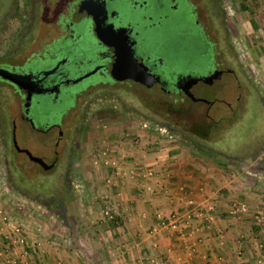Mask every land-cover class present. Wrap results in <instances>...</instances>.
<instances>
[{
	"label": "rangeland",
	"instance_id": "rangeland-1",
	"mask_svg": "<svg viewBox=\"0 0 264 264\" xmlns=\"http://www.w3.org/2000/svg\"><path fill=\"white\" fill-rule=\"evenodd\" d=\"M11 1L0 0V62H14V59L20 62L50 41L55 35V21L69 0H14L4 11ZM212 3L221 16V22L216 23L223 28L221 36H217L215 26L204 18L203 6H199L204 18L201 19L206 21L207 31L212 32L214 40L224 41L228 54L233 55L239 65L243 74L242 100L247 113L227 119L231 108L226 103L207 112L206 104L195 103L188 97L176 103L167 94L141 90L137 86L129 88L135 96L134 102L107 86L93 90L84 94L68 114L77 128L72 135L68 172L56 183L55 174L47 175L51 162L37 165L29 162L26 154L13 149L10 130L19 105L14 100L12 87L0 83V102L13 110L5 118L0 104V210L6 222L17 224L18 220L12 216L29 218V214L20 213L24 209L34 213L31 216L35 220L31 223L35 225L38 241L33 244L38 248L42 242L53 241L60 245L66 241L83 250L79 245L83 240H101L97 228L109 224L110 220L108 217L99 219L101 216L93 210L109 211L113 207L108 189L112 167L108 163L113 160L115 148L131 142L139 148L142 140H147L146 148L152 150H156L155 146L169 147V150L176 145L177 148L188 146L198 158L217 161L228 174L264 181V0H212ZM147 23L146 19L141 21L143 26ZM166 33L161 35L163 41L170 37ZM93 37V33L89 35L90 39ZM172 48L176 49L173 44ZM83 69L92 70L91 64L84 62ZM101 78V74H93L78 86L87 87ZM178 105L180 108H174ZM59 109L55 107L50 113L56 120ZM18 122L19 146L48 159L53 152L51 142L33 136L21 121ZM177 124L180 128L173 127ZM20 157L22 162L17 166ZM262 186L258 192H264ZM82 208L86 214L82 215ZM259 210L264 211L262 207ZM100 220L105 222L101 226ZM24 222L28 219L21 223Z\"/></svg>",
	"mask_w": 264,
	"mask_h": 264
},
{
	"label": "flooded vegetation",
	"instance_id": "flooded-vegetation-1",
	"mask_svg": "<svg viewBox=\"0 0 264 264\" xmlns=\"http://www.w3.org/2000/svg\"><path fill=\"white\" fill-rule=\"evenodd\" d=\"M199 6L204 7V18L215 26L217 36H221L223 28L216 25L221 22V16L212 0H69L55 21V35L50 37V41L20 62L16 59L14 62H0L2 67L29 75L25 83L27 87L23 88L0 77V83L12 87L14 100L19 105L14 111L10 130L13 149L19 154H26L28 161L37 165L51 162V171L47 175L55 174L56 183L61 181L68 172L67 164L73 149L72 135L77 128L68 114L76 108L77 101L84 94L106 86L130 102H134L135 96L129 88L137 86L141 90L167 94L176 103L188 97L195 103L206 104L207 112L226 103L231 108L227 119L247 113L242 100L243 74L239 65L234 56L228 54L224 41L214 40L212 32L207 31L208 26L202 20L203 12ZM143 19L148 21L144 26L141 25ZM97 23L102 33L111 31L110 24H114L115 28H127L124 33L115 32L123 38L118 45L123 48L124 67L117 63L115 45L108 46L96 37L94 28ZM165 31L170 37L163 41L161 35ZM92 33L94 37L90 39ZM126 45H131V54L127 52ZM84 62L90 63L92 70L99 67L95 74L102 75L98 82H91L87 87L78 85L88 77L73 83V79L87 72L83 69ZM115 66L120 68L112 74ZM125 74L132 77L118 78ZM188 74L192 77L185 78ZM184 85L196 95L208 97V101L191 98L180 87ZM0 104L4 117L12 114L9 105ZM55 107H60L56 110L58 120L50 115ZM174 108H180V105ZM18 121L33 136L51 142L53 152L48 159L16 147L14 139L17 138ZM37 124L43 125L47 133L35 129ZM50 125L53 126L50 128ZM58 125L60 128H56ZM173 127L180 128V125ZM244 141L246 144L247 140ZM21 160L20 157L17 166H20Z\"/></svg>",
	"mask_w": 264,
	"mask_h": 264
},
{
	"label": "crops",
	"instance_id": "crops-1",
	"mask_svg": "<svg viewBox=\"0 0 264 264\" xmlns=\"http://www.w3.org/2000/svg\"><path fill=\"white\" fill-rule=\"evenodd\" d=\"M145 143L114 149L108 163L113 207L93 210L110 220H100L101 240H83V250L66 241L42 242L35 251L34 213L22 210L29 218L12 216L15 224L0 210V264H259L264 228L252 217L264 209V192L257 191L264 181L228 174L188 146L152 150ZM174 212L178 224L169 221Z\"/></svg>",
	"mask_w": 264,
	"mask_h": 264
},
{
	"label": "water",
	"instance_id": "water-1",
	"mask_svg": "<svg viewBox=\"0 0 264 264\" xmlns=\"http://www.w3.org/2000/svg\"><path fill=\"white\" fill-rule=\"evenodd\" d=\"M108 27H109V29L111 30V32L119 31V32L124 33V32L127 30L126 27L115 28L114 24H110ZM94 32H95L96 37L98 38V40H100L101 42H104V43L107 44L108 46L115 45V47H116V52H117V63H118V65H120L121 67H124V66H123V65H124V64H123V54H124V53H122V52H123V48H122L121 46H119L118 44H116V43H110L108 40L105 39V33H102V32L100 31V24H99V23H97L96 27L94 28ZM130 47H131V45H130V46L126 45V47H125L126 50H127V52H128L129 54H131V52H130V51H131V50H130ZM117 63H116V65H117ZM120 66H117V67L115 66V67L113 68V70H112V74H114L116 70H119ZM98 70H99V67H95L93 70L88 71V72H86V73L80 75V76H79L78 78H76V79H73V83H77V82L81 81L82 79H84V78H86V77H89V76L95 74ZM123 70H125V69H123ZM123 70H122V71H123ZM0 77L3 78V79H6V80H8V81H10V82H12V83H14V84L17 85L19 88H23V87H27L25 83H26V80L28 79L29 75H25V74H22V73H17V72H14V71H12V70H10V69H8V68H5V67L0 66ZM128 77H132V75H131V74H125V75H123V76H119L118 78H120V79H125V78H128ZM187 77H192V75H191V74H190V75L188 74V75L185 76V78H187ZM136 79H138V78L136 77ZM180 87H181L182 89H184V91H185V92H186L191 98H193V99H195V100H206V101H208V97L206 98V97H203V96H201V95H196L195 93H193V92L188 88V86L184 85V86H180ZM29 96H30V95H29ZM29 96H28V98H29ZM59 124H60V123H59ZM34 126H35V129H37L38 131H41V132H43V133H47V132H45L46 130L44 129V126H43V125L41 126V125L37 124V125H34ZM52 126H53V125H50L49 127L51 128ZM56 128H60L59 125L56 126ZM14 143H15L16 147H17L20 151H26L25 148L19 146L18 141H17V138L14 139ZM27 152H28V150H27ZM29 154H30V153H29ZM40 160H41V161H44L42 158H41Z\"/></svg>",
	"mask_w": 264,
	"mask_h": 264
},
{
	"label": "built area",
	"instance_id": "built-area-1",
	"mask_svg": "<svg viewBox=\"0 0 264 264\" xmlns=\"http://www.w3.org/2000/svg\"><path fill=\"white\" fill-rule=\"evenodd\" d=\"M159 219L164 221L165 218L162 214H159ZM253 219H254V222L257 226L261 227V228H264V212L261 211V210H258L256 211L254 214H253ZM169 221L172 223V224H178L179 222V215L178 213L174 212L170 217H169ZM34 248H35V251L38 250V247L34 244ZM11 250V249H8V251ZM264 257V255L262 256ZM264 262V258H260L258 260V263L259 264H262Z\"/></svg>",
	"mask_w": 264,
	"mask_h": 264
},
{
	"label": "snow or ice",
	"instance_id": "snow-or-ice-1",
	"mask_svg": "<svg viewBox=\"0 0 264 264\" xmlns=\"http://www.w3.org/2000/svg\"><path fill=\"white\" fill-rule=\"evenodd\" d=\"M105 39L108 40L110 43L120 44L122 42V37L119 33L106 31L105 32Z\"/></svg>",
	"mask_w": 264,
	"mask_h": 264
},
{
	"label": "trees",
	"instance_id": "trees-1",
	"mask_svg": "<svg viewBox=\"0 0 264 264\" xmlns=\"http://www.w3.org/2000/svg\"><path fill=\"white\" fill-rule=\"evenodd\" d=\"M14 3V0H12L11 2L7 3V6L4 8V11L7 10V8H9L12 4ZM4 13V12H3Z\"/></svg>",
	"mask_w": 264,
	"mask_h": 264
}]
</instances>
